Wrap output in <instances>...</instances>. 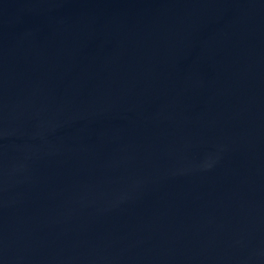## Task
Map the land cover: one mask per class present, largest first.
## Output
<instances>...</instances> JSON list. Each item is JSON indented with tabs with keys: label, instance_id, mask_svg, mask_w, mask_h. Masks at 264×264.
Instances as JSON below:
<instances>
[{
	"label": "water",
	"instance_id": "water-1",
	"mask_svg": "<svg viewBox=\"0 0 264 264\" xmlns=\"http://www.w3.org/2000/svg\"><path fill=\"white\" fill-rule=\"evenodd\" d=\"M0 264H264V0H0Z\"/></svg>",
	"mask_w": 264,
	"mask_h": 264
}]
</instances>
